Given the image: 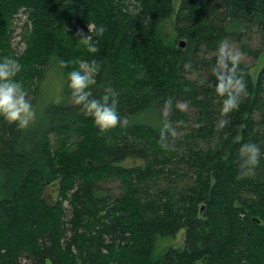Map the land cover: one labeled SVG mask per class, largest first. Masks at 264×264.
I'll return each instance as SVG.
<instances>
[{"label": "trees", "instance_id": "trees-1", "mask_svg": "<svg viewBox=\"0 0 264 264\" xmlns=\"http://www.w3.org/2000/svg\"><path fill=\"white\" fill-rule=\"evenodd\" d=\"M79 26L94 40L105 28L97 52ZM221 43L262 63L254 78L241 58L245 91L227 114ZM6 55L31 102L51 69L64 98L48 94L27 129L0 117V264H264V160L239 176L240 146L264 148V0H0ZM93 66L92 97L115 99L127 126L101 132L73 102L68 73ZM166 122L176 135L162 140ZM181 229L184 248L154 258L155 238Z\"/></svg>", "mask_w": 264, "mask_h": 264}, {"label": "clouds", "instance_id": "clouds-1", "mask_svg": "<svg viewBox=\"0 0 264 264\" xmlns=\"http://www.w3.org/2000/svg\"><path fill=\"white\" fill-rule=\"evenodd\" d=\"M105 28L98 26L95 30L97 39L89 35H81L78 39L89 52L95 53L98 49L99 38L103 36ZM242 53L232 52L227 43H221L218 47V68L213 71L217 75V92L224 96L221 111L225 114L236 110L240 106V97L245 91V83L242 76L236 74ZM67 62L62 61L64 65ZM81 68L85 62L80 61ZM95 64V61L92 62ZM21 64L14 56L0 57V117L15 123L20 129L29 128L38 118V113L24 86L15 78L21 71ZM95 67H88L81 71L73 69L68 73V85L71 88V97L75 104L83 105L86 114L91 116L95 125L101 132L120 126H127L129 120L122 117L117 108V101L108 102L107 97L93 98L90 86L95 83ZM176 135L170 122H166L161 129V139L167 135ZM241 162L239 164V176L241 178L254 175L256 168L264 160V148L255 141H248L239 148Z\"/></svg>", "mask_w": 264, "mask_h": 264}, {"label": "rangeland", "instance_id": "rangeland-1", "mask_svg": "<svg viewBox=\"0 0 264 264\" xmlns=\"http://www.w3.org/2000/svg\"><path fill=\"white\" fill-rule=\"evenodd\" d=\"M178 2H179V0H176V3H178ZM172 18L174 19V16ZM24 19H25V16L22 15L21 19L19 20V27H18V29L16 31V35H15L16 36L15 41L19 46L18 49L22 50V51H24L25 47L27 46L25 41L21 40L22 28L20 27V25L23 23ZM167 28H168V31L166 30L165 27H162L161 28V34L164 35V37L166 39H169L170 36H166V35H168V34L173 35L174 27H173V32H172L171 27H167ZM92 29H93V24H90L88 26L87 30H90V32H92ZM77 30L83 32V33H81L82 35H88L86 32L87 30L82 28L81 26H79V28H77ZM256 42L257 41L255 40L254 43H256ZM230 49L232 52H240V50L234 45H231ZM241 58L247 64L252 65V74H253L254 78H256V76L260 70V65L262 64L260 62V60L255 59L251 55H246V54H243ZM44 87H45L46 91H44L38 99H36L35 101H32V104L34 105L36 110H40L41 108H43L46 105V103L49 100L48 94L51 95V97H57V100H61L62 98H64V95L62 93L63 88H64V82H63L60 74L56 73L54 70L51 69L49 71V73L47 75V79L45 80ZM58 185H59L58 181H54V182L51 181L48 185L45 186L43 193H42V197L45 200H47V202L54 203L55 200L57 199ZM64 203L67 207V203L66 202H64ZM184 244H185V229L179 230L175 235H165V236L158 235L155 238V249H154V255L153 256H154V258H161L164 256V254L166 253V251L169 248L174 247V248L182 249V248H184Z\"/></svg>", "mask_w": 264, "mask_h": 264}]
</instances>
